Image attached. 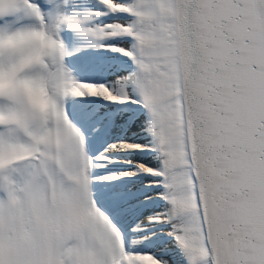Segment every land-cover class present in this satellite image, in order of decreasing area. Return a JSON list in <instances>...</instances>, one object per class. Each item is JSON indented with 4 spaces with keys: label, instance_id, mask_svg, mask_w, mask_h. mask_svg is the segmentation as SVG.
I'll list each match as a JSON object with an SVG mask.
<instances>
[{
    "label": "snow or ice",
    "instance_id": "snow-or-ice-1",
    "mask_svg": "<svg viewBox=\"0 0 264 264\" xmlns=\"http://www.w3.org/2000/svg\"><path fill=\"white\" fill-rule=\"evenodd\" d=\"M90 2L0 0V264H264V0ZM65 30L130 64L78 79Z\"/></svg>",
    "mask_w": 264,
    "mask_h": 264
},
{
    "label": "bare ground",
    "instance_id": "bare-ground-1",
    "mask_svg": "<svg viewBox=\"0 0 264 264\" xmlns=\"http://www.w3.org/2000/svg\"><path fill=\"white\" fill-rule=\"evenodd\" d=\"M95 4L97 10H104L102 5H99V0H91L86 6H91ZM101 6V8H99ZM122 16V14H121ZM103 19L102 22H111L117 19V15L109 13L106 16L97 17L98 19ZM69 33H74L70 30H65L61 33V37L64 40L65 46L72 50L73 54L66 57V61L72 70L74 76L78 79H87L93 82H110L115 79L118 74H123L125 66L129 65V62L124 61L126 59L119 53L112 52L110 50H104L92 47L96 41L87 36H81L76 33L71 35ZM99 116L102 118L104 111L111 110L108 102L99 101L98 104ZM115 128L109 124H103L102 127L98 129L96 134L91 136V147L94 151H99L103 147L110 143L115 136ZM91 132V128H89ZM134 142L136 137H130ZM122 158H142L139 156H134L131 154H120ZM151 163V161H149ZM153 205L151 203L141 206L140 209H132L128 212H121L118 207H112L111 210L115 214L116 222L118 226L132 239H137L134 234L129 232V229L137 221V213L140 215L151 214ZM152 247L157 252H169L171 253L172 245L168 239L160 234L156 237L155 244Z\"/></svg>",
    "mask_w": 264,
    "mask_h": 264
},
{
    "label": "clouds",
    "instance_id": "clouds-1",
    "mask_svg": "<svg viewBox=\"0 0 264 264\" xmlns=\"http://www.w3.org/2000/svg\"><path fill=\"white\" fill-rule=\"evenodd\" d=\"M6 84V79H0V87L5 86ZM25 87L30 92L31 98L33 99L34 103H36L41 108L49 107L50 101L48 100L47 95L42 88L31 89L28 88L27 85Z\"/></svg>",
    "mask_w": 264,
    "mask_h": 264
},
{
    "label": "rangeland",
    "instance_id": "rangeland-1",
    "mask_svg": "<svg viewBox=\"0 0 264 264\" xmlns=\"http://www.w3.org/2000/svg\"><path fill=\"white\" fill-rule=\"evenodd\" d=\"M99 8H101V6H99ZM45 10H47V9H45ZM118 17V16H117ZM120 18V17H119ZM103 21V19L101 18V19H98L97 20V22H102ZM69 34H71V35H74V33H69ZM124 61H126V62H129L128 60H127V58L126 59H123ZM130 63V62H129Z\"/></svg>",
    "mask_w": 264,
    "mask_h": 264
}]
</instances>
